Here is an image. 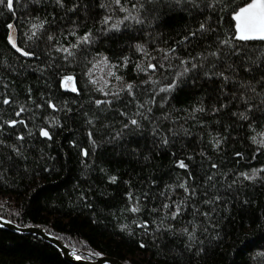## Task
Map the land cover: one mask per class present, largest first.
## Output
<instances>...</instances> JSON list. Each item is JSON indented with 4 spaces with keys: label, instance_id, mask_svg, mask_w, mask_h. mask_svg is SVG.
<instances>
[{
    "label": "trees",
    "instance_id": "trees-1",
    "mask_svg": "<svg viewBox=\"0 0 264 264\" xmlns=\"http://www.w3.org/2000/svg\"><path fill=\"white\" fill-rule=\"evenodd\" d=\"M249 3L0 4V216L84 259L264 264V41L236 38ZM99 56L124 90L93 83ZM0 264L71 263L0 228Z\"/></svg>",
    "mask_w": 264,
    "mask_h": 264
},
{
    "label": "snow or ice",
    "instance_id": "snow-or-ice-1",
    "mask_svg": "<svg viewBox=\"0 0 264 264\" xmlns=\"http://www.w3.org/2000/svg\"><path fill=\"white\" fill-rule=\"evenodd\" d=\"M116 2L117 4H119L120 0H116ZM0 4H5V0H0ZM6 7L10 10L13 9V0H6ZM129 18L131 17L129 16L125 17V19H129ZM235 19L241 21V23L237 25V29H238V36L236 37L237 39H239L240 41H250V40L264 41V0H252L251 3H249L244 8H241L239 12L236 13ZM107 22H108V18L106 17L104 20V23H107ZM142 22L143 21L137 18V23H142ZM11 27H13V25H9V28ZM34 27H39V26L34 25ZM113 27H116V25H113ZM203 28H204V25H201V29ZM195 34H196L195 32L192 33V35H195ZM87 39L88 37H84V40H87ZM222 43L228 45L230 44V41L225 40ZM28 54L29 53H25V55H28ZM232 54L239 55L237 51H233ZM212 55H216V53H212ZM151 67H155V66H151ZM192 67L195 68L196 65L193 64ZM185 71H188V69H185ZM69 79L71 78L69 77ZM174 87L175 85L170 86V88H174ZM131 88H132V85H128V89L131 90ZM75 90L76 89H73V91ZM168 90L170 89H161V91H168ZM7 102L8 101H5V103ZM201 110L202 109H197V111H201ZM17 115H19V113H17ZM11 123L14 125L16 121H12ZM131 124L139 126L138 121L135 119L131 120ZM125 127H127V125ZM41 134L45 137H48L49 139L51 138L47 130H41ZM163 142L167 143L168 141L165 138ZM85 155H87V153H85ZM179 167L187 168L188 166L184 163V161L181 160L179 162ZM213 167H216V166L213 165ZM113 180H115L114 177H113Z\"/></svg>",
    "mask_w": 264,
    "mask_h": 264
},
{
    "label": "water",
    "instance_id": "water-1",
    "mask_svg": "<svg viewBox=\"0 0 264 264\" xmlns=\"http://www.w3.org/2000/svg\"><path fill=\"white\" fill-rule=\"evenodd\" d=\"M0 228L8 230L15 234L20 235H32L38 237L50 245L54 246L62 254L63 258L71 264H124L117 258L103 256L92 257L88 256V259L82 258V253L73 251L68 248L62 241L55 236L48 233L44 228L39 226L21 227L10 220L0 216Z\"/></svg>",
    "mask_w": 264,
    "mask_h": 264
},
{
    "label": "rangeland",
    "instance_id": "rangeland-1",
    "mask_svg": "<svg viewBox=\"0 0 264 264\" xmlns=\"http://www.w3.org/2000/svg\"><path fill=\"white\" fill-rule=\"evenodd\" d=\"M240 23L241 21L236 19V28ZM90 78L99 89L108 94L117 93L127 87L126 84L122 83V81L115 76L114 69L105 56H99L93 61L90 70ZM257 142L260 145H264V133L257 137Z\"/></svg>",
    "mask_w": 264,
    "mask_h": 264
}]
</instances>
